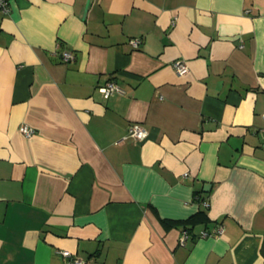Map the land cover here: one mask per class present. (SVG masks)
Returning a JSON list of instances; mask_svg holds the SVG:
<instances>
[{"label": "crops", "instance_id": "0c3cea01", "mask_svg": "<svg viewBox=\"0 0 264 264\" xmlns=\"http://www.w3.org/2000/svg\"><path fill=\"white\" fill-rule=\"evenodd\" d=\"M8 2L0 264H264V0Z\"/></svg>", "mask_w": 264, "mask_h": 264}, {"label": "built area", "instance_id": "2783aa9c", "mask_svg": "<svg viewBox=\"0 0 264 264\" xmlns=\"http://www.w3.org/2000/svg\"><path fill=\"white\" fill-rule=\"evenodd\" d=\"M0 11L4 14H7L10 11L8 0H0ZM130 44L133 47H138L140 44V40L138 38H134L130 40ZM62 56L65 62H69L74 58L73 53L70 51H64ZM173 66L178 75H184L189 70L187 63L183 60H177L173 62ZM99 90L105 98H108L109 96H111L112 94L116 92H121V89L119 88L117 83L114 82L113 80L108 81L106 85L100 87ZM20 132L24 134L25 136H31L32 134H34L35 130L34 128L24 124L20 127ZM147 135H148V131L142 125L137 124V123L130 125L129 130H128V137H131L136 141H143L147 137ZM205 206H208V203H205ZM223 231H224L223 228L219 226L216 230V233L220 235L223 233ZM207 234L208 232L206 231L202 233L203 236H206ZM184 239L185 238H182V244H183ZM64 255L67 257H70L71 264H86L85 261L79 258H72L68 252H64Z\"/></svg>", "mask_w": 264, "mask_h": 264}, {"label": "trees", "instance_id": "16d2710c", "mask_svg": "<svg viewBox=\"0 0 264 264\" xmlns=\"http://www.w3.org/2000/svg\"><path fill=\"white\" fill-rule=\"evenodd\" d=\"M197 200L203 203V205L204 203H206L205 199L201 200V198L200 199L197 198ZM207 208L208 207H206V209ZM206 209H200L193 216H191L187 220H184L183 222L182 221L181 222L170 221L169 224H173V225L182 224L183 230L187 232V235L192 234L196 225L204 224L208 222L209 218H208Z\"/></svg>", "mask_w": 264, "mask_h": 264}]
</instances>
